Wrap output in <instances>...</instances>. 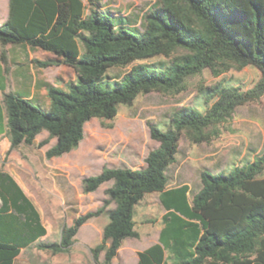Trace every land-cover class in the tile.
I'll use <instances>...</instances> for the list:
<instances>
[{
    "label": "trees",
    "instance_id": "16d2710c",
    "mask_svg": "<svg viewBox=\"0 0 264 264\" xmlns=\"http://www.w3.org/2000/svg\"><path fill=\"white\" fill-rule=\"evenodd\" d=\"M85 1L88 5L84 0H9L8 16L0 24V44H27L50 51L61 59L33 58L32 63L42 68L65 64L76 75L66 89L46 86L48 108L13 90L4 92L0 132L5 118L10 149L32 144L47 131L40 145L52 138L55 143L45 156L69 153L78 148L91 119H113L119 104H131L139 93L179 91L188 77L205 68L219 73L231 66L254 65L261 75L248 89L217 83L212 88L217 98L205 112L181 106L166 129L148 123L150 137L159 145L148 152L146 166L104 165L99 173L84 177V193L112 181L103 205L78 215L70 225L64 223L58 240L40 241L37 246L52 253L67 251L80 227L106 211L101 242L91 253L97 260L103 251L104 264H110L123 240L138 236L135 205L145 193L159 191L168 210L165 219L179 218L176 213L187 217V251L175 236L173 264H264V177H259L264 149L229 171L202 170L201 187L191 204L186 198L188 185L166 189L167 169L175 161L182 132L194 142H206L208 128L229 117L237 106L264 94V0H156L144 15L142 31L117 24L114 15L100 10L95 0ZM156 56L169 62H143ZM1 58L6 61L4 53ZM136 61L140 62L132 64ZM129 65L120 79L105 81L109 68ZM110 203L114 207L107 210ZM182 227H178L180 233ZM45 233L32 201L0 169V264H13L22 248ZM137 264H167L164 248L154 244L138 252Z\"/></svg>",
    "mask_w": 264,
    "mask_h": 264
},
{
    "label": "rangeland",
    "instance_id": "374dc122",
    "mask_svg": "<svg viewBox=\"0 0 264 264\" xmlns=\"http://www.w3.org/2000/svg\"><path fill=\"white\" fill-rule=\"evenodd\" d=\"M95 3L100 10L111 12L117 24L142 31L144 15L156 5V0H95ZM2 53L5 55V62L1 58ZM27 56L26 44H14L9 47L0 44V108L4 115V92L27 84L33 79L43 78L38 74V66L34 64L33 69L30 68ZM138 62L140 61L132 64ZM143 62L168 63L169 58L156 56ZM131 65L109 68L104 77L105 81L113 83L120 79ZM59 70V67L48 66L43 68L42 73L49 81H55L66 89L72 80L60 83L56 77ZM260 75V70L254 65L240 69L231 66L219 73L205 68L201 73L188 77L179 91L151 90L139 93L131 104H119L118 113L113 119L93 118L88 121L85 124L83 140L78 148L66 157L65 165L54 163L51 158L45 156V150L51 140L43 146L40 142L47 138L44 137L46 133L38 134L32 144L22 143L17 148L10 149L4 118L0 132V169L9 173L19 185L29 186L36 193L38 201L48 205L53 214L58 212L60 226L71 216L96 210L107 198L105 190L112 185V181L101 184L94 192L84 193V177L99 173L104 165L138 168L145 163L147 153L154 146L148 123L166 129L172 113L181 106H193L205 112L217 98L212 94V88L217 83L248 89L256 83ZM15 92L25 97L31 93L27 89ZM32 99L42 108L45 107V100H49L47 93L40 94L39 91ZM207 131L210 139L206 142H194L182 132L177 160L168 170L169 175L176 172L175 168L187 152V168L183 165L180 170H187L191 192L200 188L202 170L207 169L215 173L229 171L234 166L252 160L264 149V94L256 100L237 106L229 117L211 126ZM259 177H264V170ZM63 181L67 182L74 198L77 197L76 191L79 193L74 211L63 205L62 199L55 195L54 186L61 189ZM113 206L114 204L110 203L107 209ZM104 218L108 220L105 212L89 219L88 224H83L67 251L52 253L50 250L39 248L37 244L40 241H36L23 248L14 258L13 264H104L103 251L99 253L97 260L91 253V248L101 242ZM59 234L60 228L53 230L49 227L43 241H56ZM120 258L124 264L129 263L128 251H121ZM110 264L120 262L114 261Z\"/></svg>",
    "mask_w": 264,
    "mask_h": 264
},
{
    "label": "crops",
    "instance_id": "0c3cea01",
    "mask_svg": "<svg viewBox=\"0 0 264 264\" xmlns=\"http://www.w3.org/2000/svg\"><path fill=\"white\" fill-rule=\"evenodd\" d=\"M84 3L86 4V1L84 0ZM8 5H9V0H0V24L7 18L8 16ZM10 45L14 44H7L5 46L9 47ZM27 45V44H26ZM37 52V53H36ZM39 52V54H38ZM28 60L30 61L29 65L30 68L33 69L34 63H32V59L36 58L39 60H47V59H61V57L55 55L54 53L50 51L43 50L41 48H33L28 45ZM22 59V57H20ZM21 63V62H20ZM51 66H56L59 67L60 70L58 73H56L57 80L60 81V83L66 82L67 80H72L74 81L76 78L75 71L72 67L65 65V64H59V65H51ZM46 68V67H45ZM38 74L42 77H39L37 79H33L31 82L24 84V85H19L16 88H13V91H18L22 89H27L29 92L28 98H33L35 96V93L37 91L42 93H47L46 92V86L47 84H51L54 86L62 87L61 84H57L55 81H49L45 75H43V68L38 67ZM29 73V71H28ZM37 103V102H35ZM49 100H45L44 108L49 107ZM41 133H46L44 134V137H48L47 131H42ZM38 136V135H37ZM36 136V137H37ZM36 139V138H35ZM154 140V139H153ZM55 143V138L51 139V144L46 148V150ZM159 145V142L154 140V146L153 148H156ZM152 148V149H153ZM45 150V151H46ZM72 152V151H71ZM65 153L61 156L58 157H52L51 161L54 163H62V165H65V159L70 155V153ZM178 153V152H177ZM177 153L175 155V161L171 163L167 169V176H168V184L166 186V189H171V188H177L182 185H188L189 189L186 191V198L191 204V198L196 191H192L190 182L187 180V170L182 171L180 168L185 165L187 168V152L185 154V157L179 162L178 166L175 168L176 172H174L172 175L168 174L169 168L174 164L177 160ZM148 154V153H147ZM147 156V155H146ZM146 166V163H143L142 166L138 168H144ZM111 167V166H110ZM114 167H122V166H114ZM128 167V166H126ZM134 168V167H130ZM179 168V170H178ZM109 182V181H107ZM19 184V182H17ZM62 188L59 189L55 185V195L62 199L63 205L70 207L71 211H74V205H77L78 203V197L79 193L76 191L77 197L74 198L73 195L70 192V188L67 184L66 181L62 182ZM20 187L23 189L25 194L29 197V199L32 201L34 204L36 210L39 213L40 217V222L42 226L45 228L46 233L39 237L37 241H43L46 235L49 232V227L54 229H61L64 223L67 225H70L72 223V220L77 217H69L63 222L60 226L58 225L59 217L60 214L58 212H55L54 214L51 212V209L48 205H44L41 202L38 201V198L36 196V193L31 190L29 186H22L20 184ZM201 187V186H200ZM50 192V190H48ZM192 193V194H191ZM161 192L159 191H153V192H148L145 193L142 199L135 205L134 207V213H133V221H134V229L138 232L137 237H127L123 240L121 247L118 249L116 256L112 259V262L114 261H119L120 264H124L123 261L120 258V252L121 251H128L129 254V263L127 264H137L138 261V252L144 251L148 247L154 245V244H160L164 248V258L167 262V264H173L174 261H176V256L175 252L177 249V241L182 242L183 248L182 250L187 251V226L184 224V222L187 221V217L181 215L180 213H176L179 218H164L165 215L167 214L168 210L167 208L163 205L160 199ZM114 207V206H113ZM111 209V208H108ZM107 209V210H108ZM105 214L107 215V212L105 211ZM108 216V215H107ZM103 224L105 225L108 220L104 218ZM84 223L85 225L88 224ZM103 225V226H104ZM182 227L183 231L180 233L178 231V227ZM81 228V227H80ZM103 229V227H102ZM102 229H101V237H102ZM164 229V234H162L161 237V232ZM80 230V229H79ZM178 233H175L177 232ZM79 233V231H78ZM78 233L75 237L78 236ZM175 233V234H174ZM177 237L178 240L175 241L174 237ZM36 242V241H35ZM185 248V249H184ZM23 249V248H22ZM21 249V250H22Z\"/></svg>",
    "mask_w": 264,
    "mask_h": 264
}]
</instances>
